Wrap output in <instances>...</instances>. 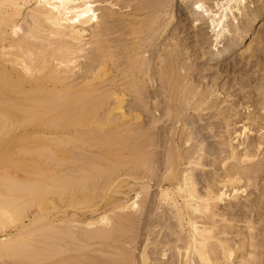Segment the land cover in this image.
<instances>
[{
    "label": "bare ground",
    "instance_id": "bare-ground-1",
    "mask_svg": "<svg viewBox=\"0 0 264 264\" xmlns=\"http://www.w3.org/2000/svg\"><path fill=\"white\" fill-rule=\"evenodd\" d=\"M206 1L191 0L190 23L207 13L218 35L244 0ZM171 2L0 0V264L261 262L264 231L244 215L260 206L233 213L250 186L264 203V113L241 115L216 97L224 85L192 80ZM262 14L264 1L233 31ZM152 215L165 233L146 225L140 243Z\"/></svg>",
    "mask_w": 264,
    "mask_h": 264
},
{
    "label": "rangeland",
    "instance_id": "rangeland-1",
    "mask_svg": "<svg viewBox=\"0 0 264 264\" xmlns=\"http://www.w3.org/2000/svg\"><path fill=\"white\" fill-rule=\"evenodd\" d=\"M216 1H218V0H208V1H206L207 4H205V6H211L213 4L215 5ZM220 1H221V3L224 2V0H219L218 2H220ZM262 1H264V0H244L243 2H241V9L238 10V12L234 8H231V12L227 11V13H228L227 14V22H228L229 26L226 27V29L224 30V32H222V34L219 33L218 35L212 34V32H210V29L207 27L208 26V20H207L208 18L207 17L209 16V15H207V13H205L204 16L201 18V20L199 21V25L198 26L192 27V25L190 23V19H191V16L194 15V14L192 13V11L190 9V6H189L191 0H185L183 3L181 1H179V0H172L171 8H169V12L172 13L171 15H172V19H173L172 20V24L173 25L171 24V26H173V28L174 27L180 28V29H178V34H179V38L181 39L182 44H183L182 52L184 51L183 52V57H185L183 59L185 60L187 57L189 58L188 61L186 59L187 63H186V61H184V62H185V64H187V66L190 65V67L191 66L193 67L188 72V73H191V74L194 75V76H191L192 80L195 83H199L202 87H205V85H210L209 81L211 82V80H216V84L218 83L217 86L224 85V89L221 90V88H220L218 90V92H217V96L216 97H218V99L221 100V101L225 100V103H227V104L229 102L230 104H228V105L236 107V110L238 111V113L239 112H240V114L243 113L241 115H244V113H245V115L247 113H253V114H256V115H260L261 114L262 115L264 113V108H263L264 107V97H262V95L264 96V94L261 95L260 93L258 94V92L255 94L256 90L253 89L254 87H257L258 83L262 84V82L264 80L263 79V75H262V72H263L262 70L264 69V63H263L264 62V14H262L260 16V19H257V21L251 25L252 27H249V29H248L249 31L243 37L239 38L235 34V32L233 31V26L235 24H237L238 22H240L241 20H243L244 19V14L248 13L249 10L252 9L253 7L258 6ZM232 17L234 18V20L232 19ZM177 24H179V26ZM171 26H169V29H170ZM231 28H232V30H231ZM226 31H227V33H226ZM170 32L171 31H169V33ZM198 34H201L203 36L202 40H199V39L197 40L195 38ZM220 37H221V39H220ZM257 38H258V40H257ZM256 41H257V43H256ZM258 41H260L259 44H258ZM257 44H258V47H257ZM229 45H232V46L229 49H227V47ZM248 46H250L251 52H253V57H251L252 59L250 57H248L249 52H246V51H245L246 55H243V58H241L242 57L241 54L244 53V50L249 48ZM187 47H188V49H187ZM186 50H188V51H186ZM186 52H188V56H186V54H185ZM207 55H209V56H207ZM255 55H256V57H255ZM254 58H256V59H254ZM246 59H249L250 61L249 60L246 61ZM254 61H255V63H254ZM257 61H259V62H257ZM247 63H249V64H247ZM239 64H240V66H239ZM245 64H247L248 67ZM262 65H263V68H262ZM192 72H194V73H192ZM255 72H257V73H255ZM218 73H219V75H218ZM241 73H243V74H241ZM196 74H197V77H196ZM253 74H256V75H254V77H251V76H253ZM216 75H217V77H216ZM193 77H195V79ZM261 77H262V79H261ZM199 78H201V80ZM242 79H244L245 81L242 80ZM198 80L200 82H202V84ZM207 80H208V82H207ZM219 80H220V82H219ZM235 80L237 81V83H236ZM239 80H241L243 82H241ZM224 81L226 82V86L228 88L225 86V84H224L225 82ZM242 83H243V86L245 87V89H244V92L239 90L240 93H242V94H240V93H238L239 92L238 89L242 85ZM157 87H158V84L156 82V85L154 84L153 88L157 89ZM250 87H252V88H250ZM253 91H255V92L253 93ZM227 92H229V94ZM222 93H224V94H222ZM236 93H237V95H236ZM245 93H247V94H245ZM231 94H232V96H231ZM220 95H221V98H220ZM226 95H228V96H226ZM260 95H261V97H260ZM243 96H245L244 97L245 101H244V99H242ZM248 96L251 97V98H248ZM226 97H227V99H225ZM228 97H230L229 100H228ZM259 97H260V101H261L260 103H262V107H261V105L259 103ZM240 102H242V103H240ZM225 103H223L222 106ZM258 103H259V105H258ZM227 104H225L224 106H226ZM240 104L242 106H240ZM246 105L248 107L247 109H246ZM237 106H240V107H237ZM259 106L262 108V110H261V108H259ZM245 109L247 111H245ZM263 116H264V114H263ZM204 119H205V117H204ZM204 121L205 120H202V124L204 123ZM261 122H263V121H261ZM261 122L259 124L263 126L264 122H263V124ZM239 124L241 126V122L240 123H238V122L236 123V125H235L236 129H239L238 128ZM219 129L218 128H216L215 130L213 129L214 132L212 131V133L211 132L207 133V131H205L204 133L208 135V136L206 135V141L205 142L206 143H212V142L215 143V141H217V139H216L217 138V134H220L221 131H222L221 130L222 128H219ZM251 129H254V130H251V134H249L248 137L250 136L249 138H252V139L255 138V140H257L258 139L257 135H260V132H258L257 129H255V128H251ZM261 132H263V129L261 130ZM252 133H253V135H252ZM210 135H211V137H210ZM212 135H213V137H212ZM215 136H216V138H215ZM208 137H210V139L211 138H213V139H211V140L209 139L208 140L207 139ZM214 143H212V144H214ZM263 153H264V151H262L260 154L262 155ZM263 156H264V154L262 156L259 155L258 159L259 160L264 159ZM262 172L263 173L260 176V180L258 178L257 181H256L257 182V187H260L259 184L261 185L262 182H263L262 178L264 177V175H263L264 174V168H263ZM218 173H220L219 170H218ZM154 190H155V185L151 183V191H154ZM246 190H248V191L245 192V194L247 193L246 194L247 197L244 196L245 194H242L243 196H241L238 199L239 201L241 200L242 203L240 201V202H238L236 204V205L239 206V208H238V206L235 207L234 213H233L234 214L233 217H235L234 219H237V218L243 216V213H242L243 205H247V208H248L250 205H253V203L256 201L258 203L257 206H260V208L259 207H256L257 209L253 208L252 211H250V212H249V210L244 211V213L246 212V214H244V215H245V217L248 218V220H251L254 225L256 224L255 225L256 226V231H261L262 232V231H264V227H263L264 224H262V222H261V220H264V212H262V211H264V203L261 204V202H259V200L257 198L258 193L255 191L254 187L250 186ZM244 200L248 201V202H245ZM259 203H260V205H259ZM225 209H227V208H225ZM237 213H239V215ZM260 213L263 214V215H261ZM261 216H262L263 219L261 218ZM146 218L147 217L143 218V220H142L143 224L141 223L142 224L141 225V230L139 231L140 237H139L138 240H139L140 243L143 241V237H144L143 227H145L146 225H152L151 226L152 229L155 230V231L157 230L156 232L159 233V234H164L165 233L164 229L161 228L162 227L161 226V222L162 221L158 222V224L155 225V223L151 224V221L154 219L153 215L149 219L148 218L146 219ZM234 226H236V228H237L236 231H244V229L243 230L241 229V228L244 227V224L242 222H237V224L235 223ZM257 227H258L259 230L257 229ZM141 235H142V238H141ZM234 235H236V234H234ZM234 235H231V237L230 236L229 237L231 238V240L233 242L234 241L236 242L239 237H235ZM260 239H261L260 237L257 238V240H260ZM262 255L264 256V253H262L261 255L258 256L259 259H261V262L259 261V264H264V257L260 258V257H262ZM230 264H238V263L233 262V263H230Z\"/></svg>",
    "mask_w": 264,
    "mask_h": 264
},
{
    "label": "snow or ice",
    "instance_id": "snow-or-ice-1",
    "mask_svg": "<svg viewBox=\"0 0 264 264\" xmlns=\"http://www.w3.org/2000/svg\"><path fill=\"white\" fill-rule=\"evenodd\" d=\"M88 7H91V5H89ZM196 7L199 9V8H201V5L200 4H197ZM85 14H88V13H85Z\"/></svg>",
    "mask_w": 264,
    "mask_h": 264
}]
</instances>
